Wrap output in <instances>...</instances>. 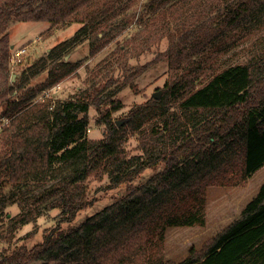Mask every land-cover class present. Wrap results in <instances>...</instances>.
Segmentation results:
<instances>
[{
	"label": "trees",
	"instance_id": "16d2710c",
	"mask_svg": "<svg viewBox=\"0 0 264 264\" xmlns=\"http://www.w3.org/2000/svg\"><path fill=\"white\" fill-rule=\"evenodd\" d=\"M169 1L147 0L144 8L157 10ZM110 2L101 7L98 0H0V84L9 73L11 46L4 29L10 20L48 21L54 26L78 22L86 35L85 23H94L111 8ZM219 12L213 24L201 21L186 28L182 23L167 33L170 47L156 56L166 58L169 69L163 93L130 107L122 125L110 116V110L121 105L118 99L102 107L100 90L107 81L92 82L76 100L46 98L20 108L22 97L0 94V104L6 105L3 114L11 112L0 131V186L22 189L23 210L10 218L11 228L43 212L61 213L41 241L3 251L0 264H264V181L239 216L200 252L191 247L178 262L165 260L163 254L167 228L205 225L208 186L245 182L264 166V50L228 65L212 62L214 56L204 53L214 38L237 25L260 27L264 0H230ZM143 19L135 23L142 25ZM107 22L105 29L88 33L91 54L99 49L96 40L121 31L120 23ZM64 45L53 47L50 81L41 89L77 67L76 62L54 58ZM122 68L128 80L138 67L125 63ZM90 106L99 113L96 122L104 125L103 136L96 140L87 135ZM128 131L137 133L139 153L126 149ZM147 169L158 170L137 182ZM90 176H107L109 188L125 189L73 225L78 212L93 204ZM5 215L1 209L0 222Z\"/></svg>",
	"mask_w": 264,
	"mask_h": 264
},
{
	"label": "rangeland",
	"instance_id": "374dc122",
	"mask_svg": "<svg viewBox=\"0 0 264 264\" xmlns=\"http://www.w3.org/2000/svg\"><path fill=\"white\" fill-rule=\"evenodd\" d=\"M105 1L107 0H98V3L102 7ZM146 1L111 0L110 9L98 14L94 23H85L86 35L80 32L83 24L78 22L54 26L48 21L10 20L4 29V32L8 33V42L11 46L10 56L18 47L25 46L26 51L20 57V61L13 62L9 56V73L0 84V94L7 92L13 99L22 97V102L17 107L20 108L35 102L44 91L47 92V98L52 101L76 100L79 99L80 92L92 82L107 81L105 88L100 90L102 107L106 108L110 99H118L121 105L116 110H110V116L113 122L122 125L130 107L154 97L156 92H159L158 98L163 93L169 69L166 58L159 59L156 56L159 57L161 52L170 47L167 33L182 23L186 28L193 27L194 23L201 21L213 24L220 16L221 7L230 0H170L157 10L144 8ZM140 17L144 18V21L140 22L142 25L135 23L139 22ZM107 21L120 23L121 31L115 35L111 33V37L104 36L96 40L94 46L99 45V49L91 54L88 33L92 29H105ZM261 21L260 27L249 23V26L237 25L233 30L226 31L218 38H214L204 48V53L214 56L215 59H210L212 62L217 60L228 65L246 60L255 51L261 52L264 50V15ZM138 33L140 36H137ZM60 43L65 45L59 47L61 50L54 54V58H62L70 63L76 62L78 65L73 71L57 76L54 82L41 89L42 83L50 81L48 67L54 62L50 54L53 47ZM119 45L122 46V50L116 49ZM125 63L138 67L137 73L128 80H125L127 73L122 68ZM110 76L112 79H108ZM5 107V104H0V125L7 122L6 116L11 113L8 111L3 114ZM98 115L95 107L90 106L87 135L94 140L101 138L104 130V125L96 122ZM3 141L4 137L0 135V149ZM125 141L129 153H139L136 132L128 131L125 134ZM158 169L145 170L137 182L144 181ZM263 181L264 166L245 182L208 186L205 225L167 228L163 247L164 259L178 262L188 255L191 247L200 252L214 235L239 216L244 205L257 193ZM87 185L88 196L93 199V204L78 212L71 222L73 225L116 200L125 189L124 186L109 188L107 176L102 178L90 176ZM0 188L1 198L4 200V203L0 204V210L7 214L0 222V256L3 251L10 252L19 246L30 248L42 240L44 232L58 224L61 213L58 209H53L43 212L18 228H11L10 218L18 216L23 210L19 204L22 189L15 191L11 185L4 183ZM67 225L65 222L61 223V226ZM22 264L68 263L29 260Z\"/></svg>",
	"mask_w": 264,
	"mask_h": 264
},
{
	"label": "built area",
	"instance_id": "2783aa9c",
	"mask_svg": "<svg viewBox=\"0 0 264 264\" xmlns=\"http://www.w3.org/2000/svg\"><path fill=\"white\" fill-rule=\"evenodd\" d=\"M26 51V47L22 46V47H18L16 49L13 50V53L10 56V59L14 62V61H20V57L24 54V52ZM47 98V92L44 91L43 93H41L38 97V99L36 101H44ZM3 125V123H2ZM0 125V129L1 126Z\"/></svg>",
	"mask_w": 264,
	"mask_h": 264
},
{
	"label": "water",
	"instance_id": "95a60500",
	"mask_svg": "<svg viewBox=\"0 0 264 264\" xmlns=\"http://www.w3.org/2000/svg\"><path fill=\"white\" fill-rule=\"evenodd\" d=\"M153 96L156 97V98H158L159 97V92L154 93Z\"/></svg>",
	"mask_w": 264,
	"mask_h": 264
}]
</instances>
